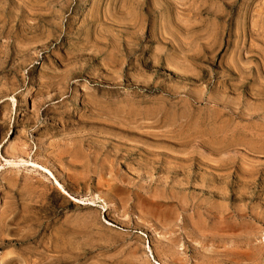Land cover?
I'll list each match as a JSON object with an SVG mask.
<instances>
[{
	"label": "rangeland",
	"instance_id": "rangeland-1",
	"mask_svg": "<svg viewBox=\"0 0 264 264\" xmlns=\"http://www.w3.org/2000/svg\"><path fill=\"white\" fill-rule=\"evenodd\" d=\"M0 264H264V0H0Z\"/></svg>",
	"mask_w": 264,
	"mask_h": 264
}]
</instances>
